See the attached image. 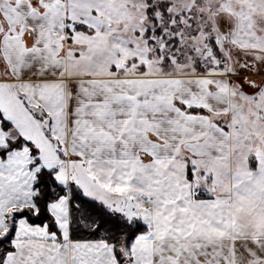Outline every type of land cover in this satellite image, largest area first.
Segmentation results:
<instances>
[{
    "label": "snow or ice",
    "instance_id": "6c2138e0",
    "mask_svg": "<svg viewBox=\"0 0 264 264\" xmlns=\"http://www.w3.org/2000/svg\"><path fill=\"white\" fill-rule=\"evenodd\" d=\"M0 264H264V0H0Z\"/></svg>",
    "mask_w": 264,
    "mask_h": 264
}]
</instances>
